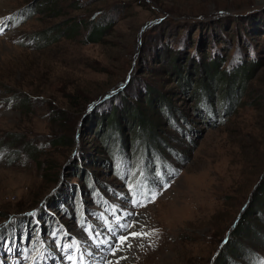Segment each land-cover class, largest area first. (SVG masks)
Wrapping results in <instances>:
<instances>
[{"label":"rangeland","instance_id":"374dc122","mask_svg":"<svg viewBox=\"0 0 264 264\" xmlns=\"http://www.w3.org/2000/svg\"><path fill=\"white\" fill-rule=\"evenodd\" d=\"M104 13L100 43L68 29ZM0 28V264L25 214L91 234L114 199L146 234L119 264H264V0H0ZM175 51L217 64L208 90Z\"/></svg>","mask_w":264,"mask_h":264},{"label":"trees","instance_id":"16d2710c","mask_svg":"<svg viewBox=\"0 0 264 264\" xmlns=\"http://www.w3.org/2000/svg\"><path fill=\"white\" fill-rule=\"evenodd\" d=\"M51 1H53V0H43V2H44V4H46V5H48ZM41 5H43V4H41ZM33 6L34 5H32L31 7L33 8ZM35 7V6H34ZM32 8L30 9V8H26L25 9V11H23L22 12V14L20 15V17L22 18V17H24L25 19L27 18V17H29L30 16V13H31V10H32ZM45 8H46V6H45ZM35 9H36V7H35ZM109 17H110V19L111 20H109V21H107L108 19H109ZM107 22H109V24L110 25H108V23ZM118 22V19H117V15L114 13V14H108V13H104L103 14V16L101 17V18H99V20H97V22H95V21H93V20H91L90 22H88V23H86V22H84V21H81V22H79V23H76L75 22V24H72V25H70L69 27H68V29H73L74 31H73V34H76V32H78V30H79V27H80V25L82 24V25H84L85 27H88L89 29H90V33H89V36H88V39H87V41L89 42V43H100V42H102V38H103V36H105V34L107 33L106 31H107V29L109 28V27H112V25H114V24H116ZM170 35H171V33H169ZM172 37L173 36H175V34L173 35H171ZM38 37L40 38V39H42V38H44L45 39V37L41 34V35H38ZM174 39L176 40L177 38H175L174 37ZM179 44H181V51H184V49L186 48V45L184 44V42H183V40L179 43ZM250 45H251V43H250ZM175 53H178V54H176V55H174V59H173V67H174V70L177 72V75L181 78V80H183V81H185V82H187L188 80H189V82L191 81H194V80H191L189 77H190V74L192 73V72H199L200 70H201V74L203 75L202 77H201V82H202V80L203 79H205V81H204V83H202V84H197L198 86H196V87H198V88H200V87H203L204 89H206L207 88V90H208V87L210 86V84H209V80H208V78L211 76V75H213V71H214V68H215V66H217V64L215 63V62H213V64L212 65H207V64H204L205 62H202L201 61V58H199L198 59V65H195L196 63H193L192 61H188V56H186V58H184V60H181L180 59V57H178L180 54L182 55V53L181 52H176L175 51ZM184 55V54H183ZM173 57V56H172ZM172 57H169V59L171 60L172 59ZM170 62V61H169ZM200 63V64H199ZM191 65H192V67H191ZM193 69H195V70H193ZM182 70H185V71H187V74H186V76L185 77H183V75H182ZM203 72V73H202ZM200 82V81H199ZM208 84V85H207ZM207 85V86H206ZM187 86V85H186ZM151 91V90H150ZM155 92V90L153 89L152 90V93H154ZM151 93V92H150ZM104 101H106L107 103H109V102H111V100H112V98L111 97H104ZM147 99V98H146ZM27 100H29V99H27ZM25 102H27V101H25ZM106 103V104H107ZM104 105H99V107L97 108L98 110L100 109V108H102ZM133 111V110H132ZM119 112V111H118ZM134 113V112H133ZM112 114V117L111 118H109L108 119V122H107V124L108 125H110V127L111 128H113V130H115L116 131V129L118 128V125H119V123H121L120 121H121V119L120 118H118V116H113L114 114H113V112L111 113ZM143 120H144V118H142L140 121H139V123L136 125V127L137 128H139V130H141V129H143L145 126H146V122L144 121L143 122ZM100 128L102 129L103 128V125L102 126H100ZM34 149H32V151H33ZM263 195V194H262ZM67 213V212H66Z\"/></svg>","mask_w":264,"mask_h":264},{"label":"snow or ice","instance_id":"6c2138e0","mask_svg":"<svg viewBox=\"0 0 264 264\" xmlns=\"http://www.w3.org/2000/svg\"><path fill=\"white\" fill-rule=\"evenodd\" d=\"M2 31H3V29L0 28V32H2ZM153 199H154V196H153ZM141 235H146V234L138 233V232H132V233H131V236H132L133 238L139 237V236H141ZM127 241H128V237H125V236H121V237H120V243H121V244L126 243ZM129 246H130V245H129Z\"/></svg>","mask_w":264,"mask_h":264},{"label":"water","instance_id":"95a60500","mask_svg":"<svg viewBox=\"0 0 264 264\" xmlns=\"http://www.w3.org/2000/svg\"><path fill=\"white\" fill-rule=\"evenodd\" d=\"M104 100V98H102Z\"/></svg>","mask_w":264,"mask_h":264},{"label":"bare ground","instance_id":"6f19581e","mask_svg":"<svg viewBox=\"0 0 264 264\" xmlns=\"http://www.w3.org/2000/svg\"><path fill=\"white\" fill-rule=\"evenodd\" d=\"M127 264V263H126Z\"/></svg>","mask_w":264,"mask_h":264}]
</instances>
